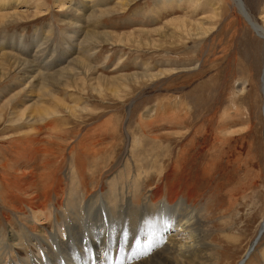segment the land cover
Segmentation results:
<instances>
[{
	"label": "rangeland",
	"instance_id": "1",
	"mask_svg": "<svg viewBox=\"0 0 264 264\" xmlns=\"http://www.w3.org/2000/svg\"><path fill=\"white\" fill-rule=\"evenodd\" d=\"M243 2L264 29V0ZM14 10L0 18L2 236L40 224L31 192L51 228L84 202L89 228L136 210L131 237L155 244L177 190L220 264L254 241L246 264H264V39L232 0H9L0 14Z\"/></svg>",
	"mask_w": 264,
	"mask_h": 264
},
{
	"label": "bare ground",
	"instance_id": "2",
	"mask_svg": "<svg viewBox=\"0 0 264 264\" xmlns=\"http://www.w3.org/2000/svg\"><path fill=\"white\" fill-rule=\"evenodd\" d=\"M232 2L258 36L264 39V29L253 20L243 0H232ZM7 5H9V0H0V8L5 9ZM2 14L7 13L0 15ZM13 14H16L15 10L0 18L8 19ZM261 84L264 96V71ZM136 167H141V165L136 164ZM27 182L30 183V181ZM25 184L23 185L25 186ZM26 186L24 191L29 193L28 186ZM179 194L180 192L178 193L177 190H171L165 201L162 200L161 209L172 211L175 214V219L171 223L162 224L159 238L154 239L158 242L155 244L151 242L149 245L148 234L140 240L131 237L137 226L133 222L134 218H138V216L135 217L136 210L121 213L125 220L120 229L110 230L106 223L91 229L87 226L91 222L86 215L87 210L83 202V208L79 209L80 212L76 211L78 218H76V212H73L74 218H70L72 222H68L65 218L59 220V213H54L55 217L52 219L54 223L51 228L49 224L47 226V222L51 220L52 214L36 210L41 203L37 196L30 192L31 200L36 199L31 203L30 210L41 222L40 224H38L39 222L23 224L20 226L21 231H11L4 237L2 236L4 229L0 230V264H8L9 260L11 264H45L39 250L43 252L46 262H52L54 259V264H220V258L216 259L218 258L216 255V258L212 256L211 244L204 238L207 230L199 218L200 211L198 210L201 207L198 206V201L192 202L191 196L184 197ZM83 196L81 195L82 201ZM125 196L127 195L125 194ZM154 196H156V192ZM151 197L150 201L154 202L153 193ZM74 199L78 202L80 197L76 196ZM51 201L50 204L58 210L54 201ZM144 207L149 208V201H144ZM108 215H104L105 221H107ZM169 229L172 230L167 232ZM259 233L260 237L264 234V218ZM217 239L219 238H214V240ZM256 242L254 241L247 250L239 264H246L249 255L254 251ZM137 251L139 252L137 253ZM63 254L68 256L64 257Z\"/></svg>",
	"mask_w": 264,
	"mask_h": 264
},
{
	"label": "water",
	"instance_id": "3",
	"mask_svg": "<svg viewBox=\"0 0 264 264\" xmlns=\"http://www.w3.org/2000/svg\"><path fill=\"white\" fill-rule=\"evenodd\" d=\"M130 110V109H129Z\"/></svg>",
	"mask_w": 264,
	"mask_h": 264
}]
</instances>
